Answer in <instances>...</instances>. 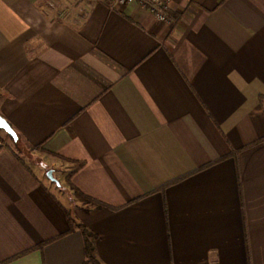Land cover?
I'll list each match as a JSON object with an SVG mask.
<instances>
[{"label":"crops","instance_id":"1","mask_svg":"<svg viewBox=\"0 0 264 264\" xmlns=\"http://www.w3.org/2000/svg\"><path fill=\"white\" fill-rule=\"evenodd\" d=\"M0 115V264H264V0H0Z\"/></svg>","mask_w":264,"mask_h":264},{"label":"built area","instance_id":"2","mask_svg":"<svg viewBox=\"0 0 264 264\" xmlns=\"http://www.w3.org/2000/svg\"><path fill=\"white\" fill-rule=\"evenodd\" d=\"M175 0H115V4L124 8L130 4H139L153 12L157 20L166 22L170 18V11Z\"/></svg>","mask_w":264,"mask_h":264},{"label":"trees","instance_id":"3","mask_svg":"<svg viewBox=\"0 0 264 264\" xmlns=\"http://www.w3.org/2000/svg\"><path fill=\"white\" fill-rule=\"evenodd\" d=\"M77 227L81 229L84 240H85V250H86V261L84 264H101L96 257V235L90 231L86 226L76 223ZM73 228V227H72Z\"/></svg>","mask_w":264,"mask_h":264},{"label":"water","instance_id":"4","mask_svg":"<svg viewBox=\"0 0 264 264\" xmlns=\"http://www.w3.org/2000/svg\"><path fill=\"white\" fill-rule=\"evenodd\" d=\"M0 128L5 130L10 136L14 138L15 141L18 140V134L15 131V129L12 127V125L3 117L0 115ZM48 176L51 180L56 181L58 184V180L55 179L53 176L52 170L48 172Z\"/></svg>","mask_w":264,"mask_h":264}]
</instances>
